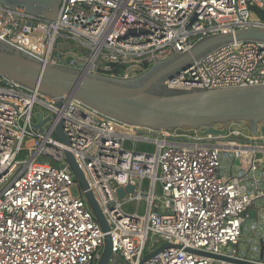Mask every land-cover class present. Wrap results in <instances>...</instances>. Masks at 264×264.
Wrapping results in <instances>:
<instances>
[{
    "label": "built area",
    "instance_id": "2783aa9c",
    "mask_svg": "<svg viewBox=\"0 0 264 264\" xmlns=\"http://www.w3.org/2000/svg\"><path fill=\"white\" fill-rule=\"evenodd\" d=\"M259 12L264 0H62L48 20L0 3V42L43 66L122 83L205 37L264 29ZM131 30L145 32L127 37ZM60 40L84 45L88 57L59 49ZM164 85H264V41L225 43ZM61 101L59 108L55 97L0 76V264L100 260L106 234L65 151L108 223V264H264L262 133L233 131L219 141L197 129L189 135L125 122L68 96ZM60 121L69 145L55 134ZM128 186L134 191L120 199L118 189Z\"/></svg>",
    "mask_w": 264,
    "mask_h": 264
},
{
    "label": "water",
    "instance_id": "95a60500",
    "mask_svg": "<svg viewBox=\"0 0 264 264\" xmlns=\"http://www.w3.org/2000/svg\"><path fill=\"white\" fill-rule=\"evenodd\" d=\"M61 2L62 0H0L4 7L13 10L22 8L30 15L48 20L58 16ZM144 32V30H131L127 37L138 36ZM242 39L264 41V29L251 27L205 37L180 55L164 62L154 60L153 68L138 77L130 86L125 82H112L43 66L23 56L18 49L12 52L0 50V76L55 97L59 108L63 104L62 97L68 96L105 115L125 122L152 128H196L201 137H225L228 129L218 128L217 123L247 121L253 124L252 134L256 136L259 133L257 125L264 123V85L224 88L191 87V90H181L168 89L167 85L161 84L167 79H174L180 71L219 46ZM42 125L43 122L37 126L40 131H42ZM260 131L264 135V126L260 128ZM55 134L62 142L69 145V140L63 132L62 121L57 124ZM65 158L106 234L102 255L97 264H108L112 254V240L108 233L109 226L106 218L74 155L65 151ZM133 191L134 188L128 186L118 189L117 194L121 199L126 193ZM248 217L254 219L255 211H249Z\"/></svg>",
    "mask_w": 264,
    "mask_h": 264
},
{
    "label": "rangeland",
    "instance_id": "374dc122",
    "mask_svg": "<svg viewBox=\"0 0 264 264\" xmlns=\"http://www.w3.org/2000/svg\"><path fill=\"white\" fill-rule=\"evenodd\" d=\"M261 17V16H259ZM68 45L69 49H71L74 53H76L78 56H80L82 59H85L86 57H88L90 50L88 48H86L84 45L81 44H77L73 41L70 42H64L62 40H60L58 42L57 47L60 49H65L66 46ZM8 48V50H7ZM0 50L2 51H7L9 52L11 49L9 47H7L5 44L0 43ZM154 64L150 63V64H146L145 66H142L141 69L139 71H135L131 74L132 78L127 80L125 83L128 84L129 86L133 83L131 82V80H136L138 77L142 76L143 74L149 72L152 68H153ZM164 84V81L161 83ZM216 126L218 128H227L228 129V134L233 132V131H240L242 132L246 137L252 134V129H253V124L251 122H243V121H230V122H224V123H217ZM264 126V123H259L257 125L258 131L259 133H261L260 128ZM180 132L182 133H186L189 135H193L194 131L196 130V128H190V127H182V128H178ZM231 138V137H230ZM226 137L224 138H219V141H225ZM27 158V154H22L19 157L20 161H23ZM238 161H235V164H238ZM72 175L73 177H75L74 172L72 171ZM72 194L74 197H77L79 194V189L77 187H73L72 188ZM129 212H134L135 210L133 209V207H129L128 208ZM251 211V210H250ZM249 213V212H248ZM246 227H250L251 226V218L248 217L247 223L245 225ZM148 253V250H147Z\"/></svg>",
    "mask_w": 264,
    "mask_h": 264
},
{
    "label": "trees",
    "instance_id": "16d2710c",
    "mask_svg": "<svg viewBox=\"0 0 264 264\" xmlns=\"http://www.w3.org/2000/svg\"><path fill=\"white\" fill-rule=\"evenodd\" d=\"M259 16H261L260 18L264 20V12H259ZM7 50H8V48H7ZM9 52H12V50H10ZM115 72L119 73V70H115Z\"/></svg>",
    "mask_w": 264,
    "mask_h": 264
},
{
    "label": "crops",
    "instance_id": "0c3cea01",
    "mask_svg": "<svg viewBox=\"0 0 264 264\" xmlns=\"http://www.w3.org/2000/svg\"><path fill=\"white\" fill-rule=\"evenodd\" d=\"M135 80H131V82H134Z\"/></svg>",
    "mask_w": 264,
    "mask_h": 264
}]
</instances>
